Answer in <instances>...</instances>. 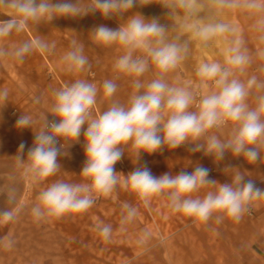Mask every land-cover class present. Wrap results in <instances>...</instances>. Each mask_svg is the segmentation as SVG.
<instances>
[{
	"label": "clouds",
	"instance_id": "obj_1",
	"mask_svg": "<svg viewBox=\"0 0 264 264\" xmlns=\"http://www.w3.org/2000/svg\"><path fill=\"white\" fill-rule=\"evenodd\" d=\"M137 3L139 0H93L82 9L80 0H0V9L6 10L9 17L0 20V41L14 32H23L29 24L77 17L82 11L85 15L99 13L106 19L124 17ZM214 3L222 10H264V0H214ZM163 6L174 19L181 13L188 17L200 11L199 0H164ZM258 24L264 26V19ZM191 31L192 38L206 47L215 37L234 33L236 29L222 20H209ZM168 32L156 19L146 20L140 14L128 16L116 29L103 24L93 28L91 33L96 43L123 48L114 68L118 73L134 77L135 91L127 105L112 100L107 110L97 115L92 111L99 91L94 83L78 79L54 93L50 108L53 119L43 117L42 126L33 130L34 142L27 149L26 157L25 143L19 145L18 165L23 168L25 177L34 184H41L61 169L58 162L64 148L61 141L77 142L83 133L86 159L79 175L84 182L57 180L40 191L38 202L31 208L36 220L85 212L100 196L111 194L118 184L134 192L145 206L151 198L165 195L173 211L201 223H207L214 214L216 223H221L225 217L239 220L249 211L251 201L264 197V189L257 187L254 180H246L240 171L227 183L211 179L210 170L199 165L191 172L165 173L159 177L146 166L136 168L127 176L116 172L114 166L125 150L132 151L135 161L142 153L152 154L165 148L175 150L182 145H188L191 152L202 151L216 162L224 161L228 153L243 157L249 163L261 159L264 96L257 97L254 108L246 101L251 89L264 88V82H258L255 76L246 84L235 78V71L243 72L251 62L242 47L243 41H232L223 65L215 61L199 65L196 74L201 85L211 81L215 90L197 98L190 87L172 86L165 80L166 74L186 58L189 50V41L182 40L180 35L169 39ZM54 47L40 39L25 41L12 49L0 45V57L22 62L34 49L50 52ZM62 59L68 72L82 71L88 64L83 46L75 41ZM151 68L156 70V77L145 85L139 77ZM102 87L107 98H112L117 90L113 80H105ZM7 95L5 89L0 92V99L6 100ZM32 124L28 115H21L16 121L20 129H33ZM227 127H231L227 139L209 134L212 129ZM204 188L212 190L203 197L194 195ZM14 193V189L9 192L10 202H14ZM123 208L127 212L124 220H131L137 214V209L128 203H124ZM0 218L12 220L14 210L0 211ZM99 231L108 238L112 228L103 225L99 226Z\"/></svg>",
	"mask_w": 264,
	"mask_h": 264
},
{
	"label": "rangeland",
	"instance_id": "obj_2",
	"mask_svg": "<svg viewBox=\"0 0 264 264\" xmlns=\"http://www.w3.org/2000/svg\"><path fill=\"white\" fill-rule=\"evenodd\" d=\"M92 2L93 0H80L81 8ZM163 2L164 0H139L124 17L110 19L101 16L97 20L93 15L99 13L85 15L82 11V16L58 17L51 23L29 24L23 32H14L0 41V45L8 49L36 39L55 45L50 52L34 49L22 62L12 57H0V92L6 89L8 93L6 100L0 99V211L14 210L12 220L4 221L0 218V264H264L254 255L259 253L264 257V197L251 201L249 211L239 220L225 217L221 223H216L214 214L207 223H201L173 211L165 195L151 198L145 206L134 192L125 190L118 184L111 194L100 196L85 212L42 220H36L31 214L40 191L51 183L57 180L84 182V178L79 175L86 159L83 153V133L77 142L62 141L64 148L62 155L58 157L61 169L41 184H34L30 178L25 177L23 168L18 165L19 145L25 143L26 157L27 149L34 142L33 130L42 126L43 117L53 119L50 108L54 93L78 79L94 83L99 90L95 105L97 114H100L107 110L112 100L127 105L135 91L132 84L134 77L118 73L114 68L116 60L124 52L123 48L115 44L103 45L105 51L113 48L118 51L116 60L107 59L105 67L108 68L100 69L96 53L99 44L81 42L83 34L79 32L83 28L92 31L94 27L103 24V21L106 26L116 29L128 16L141 15L140 10L143 9V13H153L160 24L168 27L169 36L180 35L182 39L187 38L193 41L190 46L197 49L199 43L192 38L191 30L201 22L210 20L203 18V15L211 16L219 8L214 0H199L200 11L196 15L185 17L181 13L174 19ZM5 12L6 10L0 9V20L9 18ZM163 12L170 14L168 20L160 19L158 14ZM238 12L246 15L243 26L245 33L249 35L248 52L251 63L256 64L252 54L258 49V32L264 31V26L258 24V21L264 19V10H232L234 14ZM233 17L229 23L236 24L237 31H241L243 26L236 15ZM74 27H77L76 33L73 32ZM234 37V40L239 39L241 33H235ZM73 41L83 46V54L90 53L86 56L88 64L82 71L59 74L50 57L53 53H57L59 58L63 57L71 49ZM87 47L89 50H85ZM58 62H63V59ZM28 64L36 67V73H23ZM155 77L156 70L151 68L139 79L146 85ZM105 80H113L117 84L112 98L103 94L102 85ZM21 115L32 118L33 129L17 128L16 121ZM86 127L87 125L84 126ZM156 154L157 152L142 153L140 159L135 161L132 151L127 153L125 150L121 160L115 164V170L127 176L136 168L146 166L153 174L150 164L157 159ZM210 173L211 170V179L219 178L217 171ZM158 174L160 176V172ZM262 182L264 178L260 181ZM259 188L264 189V185ZM13 189L15 199L10 202L9 192ZM208 190L212 189L204 188L194 195L203 197ZM124 203L137 209V214L131 220H124L127 214L123 208ZM103 225H110L112 228L108 238L100 234L99 226ZM248 247L250 251H247Z\"/></svg>",
	"mask_w": 264,
	"mask_h": 264
},
{
	"label": "crops",
	"instance_id": "obj_3",
	"mask_svg": "<svg viewBox=\"0 0 264 264\" xmlns=\"http://www.w3.org/2000/svg\"><path fill=\"white\" fill-rule=\"evenodd\" d=\"M142 11L141 15L146 19V20H152L156 19L154 17L153 13L148 14V13H143V9L140 10ZM148 11V10H147ZM152 11V10H150ZM232 10H222L218 8L217 10H214V13L207 15H203V18L210 20H222L226 21L229 23V21L233 17ZM83 15V14H82ZM81 15V16H82ZM160 15V19L163 20H168L167 17L170 16V14L163 12ZM166 15V18H165ZM236 15V18L238 19V22L243 26V23L245 21V13H237L234 14V17ZM95 19L99 20L101 15L96 14L93 15ZM233 17V18H234ZM157 20V19H156ZM230 24V23H229ZM103 25H105V22L103 21ZM165 26V25H164ZM232 26L236 29V24H232ZM82 27V26H81ZM77 27L73 28V32L76 33L75 29ZM168 29V27H167ZM240 32L241 37L239 40L243 41V49L247 50V54L250 56L249 51V35L245 33V28L244 26L241 28V31L236 29L234 33H229L226 34V36H218L214 38L212 41L209 42V44L205 47L204 45L201 44L200 41L199 43V48L193 49L191 43L193 41L187 40V38H183L182 40H187L189 41V50L186 55V58L181 61L177 67L170 72H168L165 76V80L167 83H169L172 86H177V87H190L194 92L196 90H200V92L203 95L208 94L209 92L215 90L214 85L212 84L211 81L201 85L200 78L197 76V69L201 63L204 62H219L222 65L225 62L226 59V52L227 49L232 46V41H234V35L235 33ZM79 33L83 34L82 37H80L81 42L83 43H91L95 42L93 39V36L91 33V30L88 28L85 30L83 28V31L81 30ZM234 34V35H233ZM169 36V35H168ZM237 37V34H236ZM264 31H259L257 34V45L258 49L256 52H253L252 57L255 60V63H251L247 65L244 69L243 72H240L238 70L235 71V78L241 80L245 84L249 79H251L253 76L257 78L258 82H264V55H261L264 53ZM173 36H169V39H172ZM89 48L87 47V49ZM117 49L113 48L112 50L105 51L103 49V45L99 44V47L97 46V58H98V63H99V68L100 69H107L106 64H107V59H114L116 60L117 58ZM110 53V56L108 55ZM90 53L84 54L85 56H89ZM114 56V57H112ZM51 61L53 64L55 63V68L59 72V74H71V72L66 71L65 64L64 62H58L62 57L59 58V55L57 53H53V55L50 57ZM88 58V57H87ZM251 58V56H250ZM40 61V60H39ZM101 64V65H100ZM35 68L31 65L25 66V70L23 73H31L34 74ZM258 96H264V88H256L253 87L251 89V93L249 97L247 98V103L250 108H254L257 105V97ZM195 110V109H193ZM231 132V127L227 128H222V129H212L209 134H216L220 139H227L228 136L230 135ZM83 153L84 149H83ZM156 153V152H155ZM260 154H261V159L258 162L255 163H249L247 160H245L243 157H233L231 153H228L224 159V161L221 162H216L213 160L211 156H206L202 151L200 152H191L189 150L188 145H182L175 150H168L165 148L163 151H158L156 156L157 159L152 160L151 162V167L153 170V175L156 177H159L158 172H160V176L168 173L170 175H177L181 171H188L191 172L194 170V167L199 165L203 166L206 168H210L212 174L214 171H217V175L219 178H216V180L219 183H227L230 182L232 179V176L235 172L240 171L242 172L246 177L245 179H252L255 181L256 186H263L264 182L260 183L262 179L264 178V147H261L260 149ZM133 160V158H131ZM154 161V162H153ZM228 166H231V168H228ZM210 172V171H209ZM156 173V174H155ZM214 176V174H213ZM254 233V232H253ZM259 234V233H258ZM256 240H259L258 238ZM248 247L247 251H250ZM254 252V251H253ZM249 253V252H247ZM258 260H261L264 263V257L263 255H260L259 253L254 254ZM250 257V253L248 254ZM263 257V258H262Z\"/></svg>",
	"mask_w": 264,
	"mask_h": 264
},
{
	"label": "built area",
	"instance_id": "obj_4",
	"mask_svg": "<svg viewBox=\"0 0 264 264\" xmlns=\"http://www.w3.org/2000/svg\"><path fill=\"white\" fill-rule=\"evenodd\" d=\"M196 95H197V98H199L201 96L200 93H197ZM92 111H93V113H95L97 115L96 105H94ZM61 143H62V141H61Z\"/></svg>",
	"mask_w": 264,
	"mask_h": 264
},
{
	"label": "bare ground",
	"instance_id": "obj_5",
	"mask_svg": "<svg viewBox=\"0 0 264 264\" xmlns=\"http://www.w3.org/2000/svg\"><path fill=\"white\" fill-rule=\"evenodd\" d=\"M197 93H200V95L203 96V94L200 92V90H196L195 94H197Z\"/></svg>",
	"mask_w": 264,
	"mask_h": 264
}]
</instances>
